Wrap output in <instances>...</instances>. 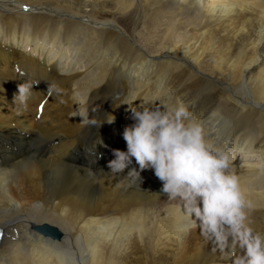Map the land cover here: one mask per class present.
<instances>
[{"label": "bare ground", "instance_id": "1", "mask_svg": "<svg viewBox=\"0 0 264 264\" xmlns=\"http://www.w3.org/2000/svg\"><path fill=\"white\" fill-rule=\"evenodd\" d=\"M24 82L31 95L14 104ZM177 100L215 148L242 151L230 171L264 235V0H0V264H235L231 240L208 246L198 222L180 233L182 206L153 170L139 180L107 168L126 151L131 108ZM102 138L97 170L74 165ZM43 223L61 239L35 232Z\"/></svg>", "mask_w": 264, "mask_h": 264}, {"label": "clouds", "instance_id": "2", "mask_svg": "<svg viewBox=\"0 0 264 264\" xmlns=\"http://www.w3.org/2000/svg\"><path fill=\"white\" fill-rule=\"evenodd\" d=\"M33 84L17 85L13 103L26 106ZM87 111L81 119H87ZM122 137L126 151L113 149L107 164L113 175L141 179V172L153 170L161 182V193L170 201H179L183 223L179 229L186 236L197 222L207 239L217 246L231 240L243 255L235 264H264V235L255 233L248 223L246 200L237 175L230 171V155L205 139L202 125L191 118L186 105L162 102L160 108H131ZM111 122V120H109ZM95 123V121H93ZM135 160L136 167L130 166Z\"/></svg>", "mask_w": 264, "mask_h": 264}, {"label": "rangeland", "instance_id": "3", "mask_svg": "<svg viewBox=\"0 0 264 264\" xmlns=\"http://www.w3.org/2000/svg\"><path fill=\"white\" fill-rule=\"evenodd\" d=\"M79 2V3H78ZM74 4H75V7H79L80 5H81V1H77V2H75L74 1ZM22 9H21V11H23V12H27L28 10H27V7L25 8V7H21ZM25 8V9H24ZM18 10V9H17ZM33 12V11H32ZM54 16V15H53ZM55 17H57V16H55ZM56 19H63V17H60V18H56ZM99 20H101V18H98ZM116 19L118 20V18L116 17ZM63 20H66V21H71L72 22V18L71 19H66V18H64ZM75 21V20H74ZM76 22H78V21H76ZM138 22H139V17H138V15H137V17H135V19L133 20V22H132V24L129 26L130 27V31H131V33H137V31L140 29V25L138 24ZM143 24V23H142ZM26 25H27V30H26V33L27 34H30V28H29V25H28V23L26 22ZM121 25V24H120ZM124 25V24H123ZM127 29H128V27H127ZM128 32V31H127ZM35 42H36V40H35ZM46 45H45V47L46 46H51L48 42H46L45 43ZM49 44V45H48ZM33 45V44H32ZM35 45H33V46H31V47H29V49H33L32 47H34ZM48 47H46V48H48ZM53 48H55V50H52V52L51 53H53V52H56V50H58V47H59V50L61 51V49H62V47H64V46H60V44L57 46V45H53L52 46ZM23 48V46H21V49ZM66 48V47H65ZM64 49V48H63ZM149 51V50H148ZM148 51H146V52H148ZM67 56V55H66ZM61 60L62 61H65V58H61ZM220 90H222L223 92L225 91V90H223V89H221V88H219ZM226 95H228V94H226ZM214 97H216V96H214ZM245 152V151H244ZM228 154L229 155H234V156H237L239 159L241 158V154H242V152H239V151H237V152H235L234 150H231V151H229L228 152ZM244 156H252V155H255V154H250V153H248V152H246L245 154H243ZM258 158L257 157H254V159L253 158H251L250 160H253V162H256V161H254V160H257ZM257 188V187H256ZM208 246H211V247H213V245H214V241L213 240H209L208 239Z\"/></svg>", "mask_w": 264, "mask_h": 264}, {"label": "water", "instance_id": "4", "mask_svg": "<svg viewBox=\"0 0 264 264\" xmlns=\"http://www.w3.org/2000/svg\"><path fill=\"white\" fill-rule=\"evenodd\" d=\"M37 229L40 233H42L45 236H49L57 239L61 237V232L56 227L43 224L41 226H38Z\"/></svg>", "mask_w": 264, "mask_h": 264}, {"label": "snow or ice", "instance_id": "5", "mask_svg": "<svg viewBox=\"0 0 264 264\" xmlns=\"http://www.w3.org/2000/svg\"><path fill=\"white\" fill-rule=\"evenodd\" d=\"M43 106H41V108H42ZM0 231H2V230H0Z\"/></svg>", "mask_w": 264, "mask_h": 264}]
</instances>
